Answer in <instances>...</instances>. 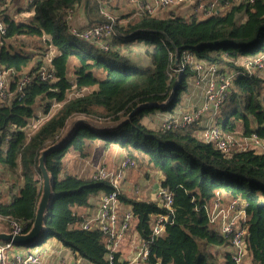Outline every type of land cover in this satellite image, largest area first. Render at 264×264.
<instances>
[{
    "label": "trees",
    "instance_id": "trees-1",
    "mask_svg": "<svg viewBox=\"0 0 264 264\" xmlns=\"http://www.w3.org/2000/svg\"><path fill=\"white\" fill-rule=\"evenodd\" d=\"M109 4L107 0H33L26 8H18L31 12L27 20L0 13L7 29L0 36V67L9 76L7 97L0 105V168L18 178L9 182L6 194L0 192L1 221L14 219L23 224V232L30 230L41 190L40 153L59 140L70 119L84 115L118 121L148 104L117 129L96 131L79 125L63 147L47 156L56 184L42 242L54 238L78 258L109 264L107 236L100 230L81 228L83 217L75 211L109 193V182L61 176L71 150L84 157L92 143L104 141L106 147L117 145L140 166L146 164L161 173L160 187L172 193L173 220L155 238L156 219L171 214L170 210L160 198L137 200L121 193L120 199L132 207L139 244L151 242L149 257L141 264H236L230 251L224 250L219 262L213 252L230 246V238L214 228L208 216L221 194L244 207L247 253L252 264H264V151L224 153L201 139L202 124L152 129L144 123L146 116L158 111L174 113L181 103L193 73L187 68L173 76L172 70L177 53L181 61L184 52H191L198 60L236 72L216 118L223 133L264 137V77L259 72L248 75L244 67L264 52V0H219L216 12L203 19L160 18L141 11L137 22H128L121 15L108 51L70 32L74 25L67 22L69 10L84 8L90 27L102 21L100 7ZM24 36L44 38L54 47L48 65L43 58L35 60L23 48H15L12 40ZM134 43L141 46L148 64L132 56ZM73 60L76 64L71 69ZM44 67L54 71V79L40 78ZM23 73L31 75V80L18 92ZM84 89L90 91L83 93ZM73 92L78 95L70 97ZM55 104L60 107L53 113ZM38 107L46 119L33 127L32 121L42 119ZM114 262L129 263L121 259V252L115 253Z\"/></svg>",
    "mask_w": 264,
    "mask_h": 264
},
{
    "label": "built area",
    "instance_id": "built-area-1",
    "mask_svg": "<svg viewBox=\"0 0 264 264\" xmlns=\"http://www.w3.org/2000/svg\"><path fill=\"white\" fill-rule=\"evenodd\" d=\"M27 6L33 0H26ZM99 3L105 0H93ZM110 2L111 0H107ZM136 6L151 16L158 17L161 11L175 7H189L194 12H204L206 17L214 14L217 10L219 0H209L206 3L197 4L194 0H132ZM253 2L254 0H244ZM11 0H0V13L7 12L8 4ZM229 4V2H228ZM105 5V4H104ZM26 6V7H27ZM27 12V11H26ZM100 13L103 16L101 22L83 29L70 26V32L81 39L93 41L97 46L105 51L111 48L112 36L116 34L117 19L110 14L106 6L100 7ZM74 12H67V22L71 23ZM7 32L3 18L0 16V36ZM245 69L248 75L259 72L264 77V52L245 63ZM187 68L194 71V83L198 86L203 85L205 90L204 102L191 111L182 112L171 119H168L163 127L165 129H184L191 124L202 125L200 137L207 143H214L218 149L224 153H231L235 150L264 151V137L252 135L240 138L230 134H224L221 127L216 124V118L220 113L221 106L227 97L231 83L236 76V72H224L218 64H211L198 60L193 53L184 52L182 60L175 63L174 71L178 74L184 72ZM8 72L0 67V105L6 99L5 88L8 83ZM54 71L50 72L46 67L40 71L42 80L54 79ZM31 75L23 73L18 82V92L29 84ZM10 136L7 137L9 139ZM134 161L126 156L115 169H109L106 166H100L94 174L93 179L106 180L109 182L112 190L100 196L99 206L95 214L83 218L80 223L83 229L100 230L106 236V258L109 264H116L115 253L122 250V245L126 242V237L130 230L131 221L134 218L132 207L121 213L120 196L122 193V183L126 173ZM1 186V182H0ZM157 196L168 208L171 214L161 215L155 221L153 226V238L162 234L165 225L169 222L172 215L171 205L173 202L172 193L164 188H159ZM210 224L218 226V230L225 237L230 238V248L232 259L236 264H243L247 256V227L246 212L244 207H238L237 200H230L224 204L219 195L214 201V205L209 213ZM1 220V219H0ZM11 232L14 234L23 233V224L17 220H5ZM4 221V222H5ZM151 242L139 244V251L135 256L128 260V264H141L149 257ZM122 259V257H121ZM88 261V260H87ZM88 264H94L88 261ZM79 263V262H77ZM76 263V264H77ZM0 264H44V257L41 251L29 249L26 246L17 245L13 241L0 242Z\"/></svg>",
    "mask_w": 264,
    "mask_h": 264
},
{
    "label": "crops",
    "instance_id": "crops-1",
    "mask_svg": "<svg viewBox=\"0 0 264 264\" xmlns=\"http://www.w3.org/2000/svg\"><path fill=\"white\" fill-rule=\"evenodd\" d=\"M194 1H196L197 4H199V3L201 4V3H206L209 0H194ZM129 3L132 5L131 8L135 9V7H136L138 14H140L141 10L136 6V3H134L132 0H111V6H113L115 8L114 9L115 13H118L117 10L120 6H122V5L128 6V5H130ZM18 8H20V7H17L16 1H14L12 4L8 5L6 13L10 14L11 12L15 11ZM221 9L223 10L224 7ZM162 12H161V15H164V14H162ZM163 13H165V15H164L165 17L177 15V16H181V17L186 18V19H189L192 17H196L198 19H203L206 17L204 12H202V11L201 12H194V10H192L189 7H180V8L175 7V8L164 10ZM25 15L29 16L27 12L25 13ZM158 17H160V16L158 15ZM162 17H160V18H162ZM87 23H88L87 11L84 10V8H79L76 11L75 16L73 18V24L74 25L76 24L79 26H85V25H87ZM131 48H132V46H131ZM190 80H191V82L188 83V85L190 84L188 87L189 90L186 94H184L182 102L180 104H178V105H180V110L177 112H174L173 115H172V113H170V116H169L170 118L174 117V116H176L182 112L191 111L192 109L200 106L204 102V97H205L204 86L203 85H200V86L196 85L194 83V76L190 77ZM185 92H186V90L184 91V93ZM203 121L206 122V118H204ZM205 122L203 124H205ZM94 145H96L97 148L99 147L102 149L103 157H104L105 161L110 166H116L118 163L120 164V162H121L120 159L125 155V154L121 155V157L119 159L113 157L112 155H109L108 150L110 149V147L107 148L104 144V141H98L96 143H92L90 146L93 147ZM114 146H117V145H114ZM66 157L72 158L73 161H74L73 157H77L78 159H81V160L86 158V157L81 156L78 152L72 151V150L67 154ZM74 169H76V172H74V173L73 172L72 173L65 172V173H62L61 176L63 177L64 174H73L75 176H78L79 178H89V175L91 172L90 167H88V166L85 167L83 164H79V165L76 164ZM3 172L4 171L0 168V176L3 175ZM132 172H133V170L127 171L126 177H125V179L121 185L122 193L125 195V198L137 199V198H134L133 195L134 194L135 195L140 194L139 196H141V198L137 199V200H149L150 201V200L158 199L157 191L160 188V180H162V178H163L161 173L153 171L152 172L153 174H150V176L140 175V176L134 177ZM5 175L7 176L8 180L7 179L2 180V178H1L0 182L2 185L0 186V192L4 191V193L6 194L7 189L9 187V182L17 181L18 178L16 175L11 174L10 172H6ZM152 175H153V178L151 177ZM133 187H135L134 194L132 191ZM101 195L93 198L90 206L76 207L75 211L78 213L79 216H81L83 218H86V217H89L90 215L95 214L97 209H98V206H99V200H100ZM221 195H222V199H223L224 204H228L231 199L224 194H221ZM7 199H9V197H7ZM120 201H121V204H120L121 213L124 212L125 210L131 208V205L125 199H120ZM216 227L218 228V226H214V228H216ZM125 241H127V243H126L127 255L125 257H123L122 252L120 251L121 257H122V259L130 260L132 258L131 252H132V256H133L134 247L139 245V236H138L136 230L135 231L129 230ZM132 247H133V249H132ZM28 248L33 249V250H37V251H41L43 253V257H44V264H76L77 262H79L77 264H88L89 263L86 259L76 257L69 248L64 247L59 241H57L54 238H51L50 242L44 248L42 247L40 249L39 248L36 249L35 246H31ZM223 250L231 251V248H230V246H228ZM247 255H249V254H247ZM243 264H252V259H251L250 255L248 257V260L246 262L244 261Z\"/></svg>",
    "mask_w": 264,
    "mask_h": 264
},
{
    "label": "rangeland",
    "instance_id": "rangeland-1",
    "mask_svg": "<svg viewBox=\"0 0 264 264\" xmlns=\"http://www.w3.org/2000/svg\"><path fill=\"white\" fill-rule=\"evenodd\" d=\"M14 1H16V5L17 7H22V8H26L27 6V1L26 0H11V3H9L8 5L12 4ZM130 4V3H129ZM110 6V8H109ZM135 6V5H134ZM132 5H128V6H125V5H122L118 8V13H115L114 12V7L111 6V1H110V4L108 5V7L106 6V9L107 11L112 14L113 16L116 17L117 19V23L118 25L120 24V20H122V18L120 19V16L123 17V16H126L128 22H137L138 19L140 18V15L138 14V12L136 11V9H132L131 8ZM162 12V11H161ZM161 12L159 13V16L160 17H165V13L162 12V14L164 15H161ZM26 13V10L25 9H16L15 11L11 12L10 15L15 18L17 21H22V20H27L29 17L27 15H25ZM28 15H31V12L30 11H27ZM75 13L73 14V18L75 16ZM102 15V14H101ZM103 17V16H102ZM162 17V18H163ZM103 19V18H102ZM72 24H73V19H72ZM88 24V23H87ZM74 25V24H73ZM75 27L77 28H85L87 27V25L85 26H79V25H74ZM12 43L15 44V48H23L24 50H26L25 52H29L33 55V57H35V60L37 59H40V58H43L44 59V62L48 65V63L50 62V58L52 57V55H54L55 53V49L54 47L52 46H49L46 42H45V39L44 38H40V37H35V36H24V37H20V38H17V39H13L12 40ZM132 46V50H133V57L136 59V60H139V62L141 64H148L149 63V59L146 55H144V52H143V49H141V46L138 45L137 43H134ZM244 62V61H243ZM243 62H238V65L239 66H243ZM76 64V61H72L71 62V69L75 66ZM192 71V75L191 77L194 75V71ZM224 72H226L225 70H223ZM177 73L174 71V68L172 70V75L175 76ZM182 74V72H181ZM9 79V78H8ZM191 80L190 78L188 79V83H190ZM190 85V84H189ZM188 85V87H189ZM189 88L186 89V92L182 94V99H183V96L184 94H186L188 92ZM90 90L89 89H84L83 90V93H87L89 92ZM78 95V93L76 92H73L72 94H70V97H74ZM182 102V101H181ZM60 105L58 104H55L53 106V113H55V111H57L59 109ZM180 110V105H177L174 109L175 112L179 111ZM37 112L40 116H42V119L39 121L37 120H34L32 121L33 123V127H37L38 125L41 124L42 121H44V119H46L45 116H43V112L42 110L39 109V107L37 108ZM174 113H172L173 115ZM170 113H166V112H156L154 114H150L149 116H146V118L144 119V123L149 127V128H152V129H157L159 128L160 126H162L168 119H170ZM92 118V117H91ZM95 119V118H93ZM110 149L108 150L109 152V155H112L113 157L115 158H120L121 155H124L126 153L125 150H123L122 148H120L119 146H109ZM108 148V147H107ZM126 154L120 159V161H122L124 158H125ZM84 158L83 160L81 159H78L77 157H73L74 158V161L72 158L70 157H66L64 159V162H63V168H62V173H74L76 172V169L75 168V165L76 164H83L85 167H90L91 168V172H90V175H89V178H93L92 176H94V174H96L97 172V169L100 167V166H106L107 168L109 169H115L117 167V164L116 166H110L104 159L103 157V154H102V149L101 148H97L96 145H94L93 147L90 146L87 148V151H86V155H84ZM82 158V157H81ZM76 159V160H75ZM134 165L131 166L129 168V170H133V176L137 177V176H150V174H153L152 172L154 170H152V168L148 165H139L137 164L135 161H134ZM7 171L4 170L3 172V175L0 176L3 179H7V176L5 175ZM148 174V175H147ZM153 178V175L151 176ZM8 180V179H7ZM139 188V187H138ZM134 189L135 187L132 188V191H133V194H134ZM140 189V188H139ZM141 190V189H140ZM139 192V191H138ZM140 193V192H139ZM138 193V194H139ZM140 195V194H139ZM139 195H133L134 198H137V199H140L141 196ZM154 199V198H153ZM1 221V220H0ZM4 222V221H2ZM6 224V222H4ZM133 230L135 231L136 230V221L133 219L131 221V224H130V231ZM51 238L48 239L46 242H42L41 244L35 246L36 249H40V248H44L47 246V244L50 242ZM126 243L127 241L122 245V255L123 257H125L127 255V250H126ZM133 249V247H132ZM139 251V245H137L136 247H134V254L133 256H135L137 254V252ZM224 250L223 249H217L215 248L213 250V252L215 254H217V261L219 262L221 259H222V252ZM132 256V252H131V257ZM248 257L249 255H247L246 257V260L245 262L248 260Z\"/></svg>",
    "mask_w": 264,
    "mask_h": 264
},
{
    "label": "water",
    "instance_id": "water-1",
    "mask_svg": "<svg viewBox=\"0 0 264 264\" xmlns=\"http://www.w3.org/2000/svg\"><path fill=\"white\" fill-rule=\"evenodd\" d=\"M93 1V0H91ZM176 63H178L179 54L176 56ZM170 101L167 100L161 106L167 105ZM149 106L144 104L138 106L131 114L118 120V121H100L87 117L84 115L74 116L69 120L65 131L58 141L51 144L50 146L43 149L39 157V168L41 171V190L36 203L35 218L32 226L28 232H23L20 234H14L11 232L9 226L4 222L0 221V242L1 241H13L17 245H22L26 247L36 246L42 243V237L46 231V219L47 215L51 209L54 202L55 196V176L47 167V156L55 152L64 146L65 142L71 136L72 132L79 125H86L91 127L96 131H109L119 128L122 124L129 121L132 115L139 109H144ZM173 220V215H170L169 221Z\"/></svg>",
    "mask_w": 264,
    "mask_h": 264
}]
</instances>
